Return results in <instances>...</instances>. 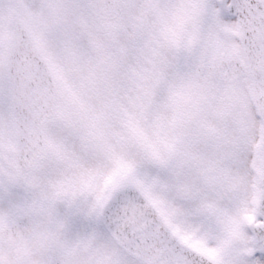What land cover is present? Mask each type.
Instances as JSON below:
<instances>
[{
  "label": "snow or ice",
  "instance_id": "obj_1",
  "mask_svg": "<svg viewBox=\"0 0 264 264\" xmlns=\"http://www.w3.org/2000/svg\"><path fill=\"white\" fill-rule=\"evenodd\" d=\"M0 264H264V0H0Z\"/></svg>",
  "mask_w": 264,
  "mask_h": 264
}]
</instances>
